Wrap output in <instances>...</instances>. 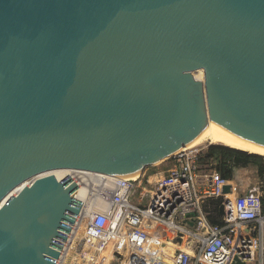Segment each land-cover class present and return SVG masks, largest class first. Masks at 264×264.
Returning <instances> with one entry per match:
<instances>
[{
    "label": "water",
    "instance_id": "obj_1",
    "mask_svg": "<svg viewBox=\"0 0 264 264\" xmlns=\"http://www.w3.org/2000/svg\"><path fill=\"white\" fill-rule=\"evenodd\" d=\"M210 121L264 145V0H0V264H58L84 203L43 172L140 175Z\"/></svg>",
    "mask_w": 264,
    "mask_h": 264
},
{
    "label": "built area",
    "instance_id": "obj_2",
    "mask_svg": "<svg viewBox=\"0 0 264 264\" xmlns=\"http://www.w3.org/2000/svg\"><path fill=\"white\" fill-rule=\"evenodd\" d=\"M200 149L183 148L179 164L156 178L144 172L116 178L86 169L67 173L83 203L82 188L91 198L109 182L114 187L106 206L76 216L58 264H264V178L241 187L215 161L204 163ZM139 186L143 191L133 201ZM215 200L220 222L213 221Z\"/></svg>",
    "mask_w": 264,
    "mask_h": 264
},
{
    "label": "bare ground",
    "instance_id": "obj_3",
    "mask_svg": "<svg viewBox=\"0 0 264 264\" xmlns=\"http://www.w3.org/2000/svg\"><path fill=\"white\" fill-rule=\"evenodd\" d=\"M195 77L197 78H203L204 72L202 69H197L193 72ZM205 140L210 142H218V143H224L230 146H234L237 148L249 150L252 152H256L259 154L264 155V145L255 143L253 141L247 140L232 131L226 129L225 127L221 126L220 124L216 123L215 121H210L209 124L206 126V128L202 131V133L188 146L185 148H189V146L196 145L199 143L204 142ZM53 172L58 177H62L63 175H66L69 172H73L72 168H55L49 171H45L42 174ZM139 174H135L137 176ZM112 176V175H109ZM116 178V176H113ZM29 183V180L26 182L20 184V186L14 188L11 193H16L24 184ZM114 187V182H109L107 187H104V189H99V187L95 188L98 190L97 194L95 196H92L89 198V196L86 195L87 189H81L79 196L84 198L85 201L83 204L82 213L90 216L92 213H95L98 211V209L106 206L109 203L108 196ZM81 213V214H82ZM79 224V222H78Z\"/></svg>",
    "mask_w": 264,
    "mask_h": 264
},
{
    "label": "trees",
    "instance_id": "obj_4",
    "mask_svg": "<svg viewBox=\"0 0 264 264\" xmlns=\"http://www.w3.org/2000/svg\"><path fill=\"white\" fill-rule=\"evenodd\" d=\"M200 158L204 163L215 161L216 168L226 178H233L234 169L238 167H247L255 165L259 177L264 178V156L262 154L237 148L222 143H211L208 148L201 153ZM219 200L214 202V210L217 215L213 217L214 222H220Z\"/></svg>",
    "mask_w": 264,
    "mask_h": 264
},
{
    "label": "rangeland",
    "instance_id": "obj_5",
    "mask_svg": "<svg viewBox=\"0 0 264 264\" xmlns=\"http://www.w3.org/2000/svg\"><path fill=\"white\" fill-rule=\"evenodd\" d=\"M211 143H216V142H210V141L205 140L202 143L189 146V148H187L186 151L189 152L191 150L203 148L202 152H204L208 148L209 144H211ZM222 144H224V143H222ZM180 159H181V157L179 156V153H177L176 155L162 161L161 163H159L157 165H151V166L147 167L146 168L147 173L150 176H152L151 178H156L160 175L167 173L171 167L179 164ZM233 174H234V177L232 179L235 180L236 184H240L241 187H245L246 185H248L250 183H256V182H259L261 180L255 165H250L247 167H238L237 170L234 171ZM142 191H143L142 186L136 187L135 191L133 192V196L131 197V200L137 201L138 197L141 195ZM142 203L145 205L146 199H144L142 201Z\"/></svg>",
    "mask_w": 264,
    "mask_h": 264
},
{
    "label": "crops",
    "instance_id": "obj_6",
    "mask_svg": "<svg viewBox=\"0 0 264 264\" xmlns=\"http://www.w3.org/2000/svg\"><path fill=\"white\" fill-rule=\"evenodd\" d=\"M236 170H237V168H235L234 171H236ZM144 173H145V175H149V174L147 173V170H145ZM144 173H143V174H144ZM149 176H150V175H149ZM233 177H234V174H233ZM250 184H252V183H250Z\"/></svg>",
    "mask_w": 264,
    "mask_h": 264
}]
</instances>
